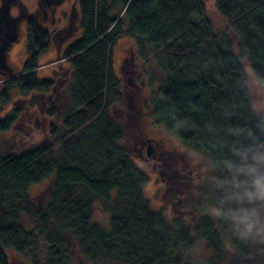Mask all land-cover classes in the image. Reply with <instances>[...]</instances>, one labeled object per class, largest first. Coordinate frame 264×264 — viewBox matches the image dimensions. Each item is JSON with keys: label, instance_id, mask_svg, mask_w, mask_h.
<instances>
[{"label": "trees", "instance_id": "1", "mask_svg": "<svg viewBox=\"0 0 264 264\" xmlns=\"http://www.w3.org/2000/svg\"><path fill=\"white\" fill-rule=\"evenodd\" d=\"M19 9L26 58L21 73L0 79V104L15 89L25 104L0 120V135L29 113L37 138L18 154H0V264H14L11 255L24 264H75L73 252L88 264H194L196 241L212 253L205 264L227 256L226 264H264V241L241 239L219 211L225 163L238 161L234 152L264 145L245 66L264 87V0H217L221 31L202 0H79L80 36L55 62L66 66L53 80L36 76L51 32L20 1ZM124 35L145 67L155 124L210 160L209 183L182 206L193 208L170 219L150 208L147 177L120 145L123 130L111 115L122 98L113 48ZM122 72L140 87L132 71ZM43 182L39 206L29 190ZM97 207L107 231L93 221Z\"/></svg>", "mask_w": 264, "mask_h": 264}, {"label": "rangeland", "instance_id": "2", "mask_svg": "<svg viewBox=\"0 0 264 264\" xmlns=\"http://www.w3.org/2000/svg\"><path fill=\"white\" fill-rule=\"evenodd\" d=\"M30 15L35 14L38 9L39 0H19ZM69 3L66 8L68 12ZM78 1L75 0L72 17V26L66 25V17H61L57 14L55 23L49 27L48 20L38 19L37 23L44 29H56L55 32L63 28V32L59 37L53 36L55 44H51L49 51L39 60L40 68L37 70L36 76L42 80H53L55 76H59L62 72V66H66L65 62H57L65 48L75 39L80 36L78 24ZM206 12L214 30L221 31L225 28V21L216 10L217 0H202ZM64 7L60 12H64ZM77 9V10H76ZM10 14L12 17H17L19 8L14 6L11 8ZM65 18V20H63ZM126 27V24H125ZM53 33V32H52ZM59 46L61 48H59ZM233 47L236 52V41L233 38ZM7 64L12 69V74H19L22 71L23 64L26 58V39H25V23L22 22L18 28V36L16 42L7 53ZM113 70L120 81L121 85V102L116 104L111 109V115L115 122L122 128L123 137L120 145L128 151L132 161L146 175L147 183L144 187V196L149 201L150 208L155 211H164L166 217L170 219L174 215L179 216L180 210H189L193 208L192 204L182 209L184 200L194 198L200 188V184L209 183L211 176V165L209 157L200 151H193L190 148L182 145L174 136L168 135L163 128L155 124L151 117V113L147 106L148 88L145 79V67L141 66L136 54L134 42L128 35L122 36L113 48ZM248 74V86L251 95V104L253 111L260 115L264 122V87L259 85L253 78L248 63L245 64ZM132 71L138 81H141L140 87H134V81L128 82L125 74L122 71ZM135 73V74H133ZM141 73V74H140ZM130 74L128 75V77ZM144 79L142 80V78ZM130 78V77H129ZM1 79V78H0ZM256 82V86L252 87V82ZM20 96L15 89L11 92L9 101L6 104H0V120L11 114L14 108L22 107L25 102L19 101ZM37 108H40L38 106ZM31 114L23 116L22 122L10 132L0 135V154L11 151L13 154H18L22 150L34 144L36 136L33 137L28 129V118ZM151 144L153 151H163V158L168 160V169H163V177L158 178L157 173H154L143 159L139 157L138 147L142 144ZM144 154V152H143ZM142 157V156H141ZM167 171V172H166ZM170 176V190L165 191L160 180L165 181V174ZM158 179V180H157ZM48 182H43L33 186L29 190V195L37 200L40 205V197L46 191ZM176 193L175 198L170 195ZM201 197V194H199ZM198 196V198H200ZM199 203V199L197 201ZM183 212V211H182ZM93 221L98 223L105 231L109 229L107 215L98 207L93 212ZM5 254L10 258L11 251L5 249ZM231 255L232 253L229 252ZM212 253L208 251L202 241H196L191 252V260L194 264H205L211 257ZM11 261L14 264H24L23 261L11 255ZM228 256L220 264H226ZM73 263L88 264L77 253L73 252Z\"/></svg>", "mask_w": 264, "mask_h": 264}, {"label": "clouds", "instance_id": "3", "mask_svg": "<svg viewBox=\"0 0 264 264\" xmlns=\"http://www.w3.org/2000/svg\"><path fill=\"white\" fill-rule=\"evenodd\" d=\"M252 87L256 86L253 81ZM249 147L234 152L238 161L229 160L224 167L228 174L221 181V216L230 221L241 239L264 241V152Z\"/></svg>", "mask_w": 264, "mask_h": 264}, {"label": "flooded vegetation", "instance_id": "4", "mask_svg": "<svg viewBox=\"0 0 264 264\" xmlns=\"http://www.w3.org/2000/svg\"><path fill=\"white\" fill-rule=\"evenodd\" d=\"M1 2H6V0H0V4H1ZM13 2L15 4V6H17L19 8V0H13ZM68 3H69V0H39L38 9L35 12V14H33V15H30L28 13L27 14L30 18H33L36 21L38 19H43L46 21L48 20L49 27L55 23V17L57 16V14H59L60 18L66 17V25L68 24V26H72V24H73L72 12H73L75 0L71 1L70 5H69L68 12H66V8H67ZM64 6H65V8H64L65 10H63L64 12H60L62 7H64ZM17 17L20 18V9H19V14ZM63 20H65V18H63ZM55 30L56 29L48 30L51 32V42H52L51 44H53V45L55 44V42L52 39V34H53V36H55V38L57 36L59 37V34L61 32H63V28H60V30L57 32H55ZM0 32H3L0 34V35H3V37H1L2 43L7 42V40L11 38V35L6 33V29L3 26H0ZM59 48H61V47L59 46ZM3 73H4V71L0 69V78H1V74H3ZM138 152H139V157L144 160V162L146 163V166H148L152 171H154V173H157L158 178L163 177L164 174H162L161 172L163 169H168L167 166H168V162H169L168 160H166V158L165 159L163 158V151L162 150L158 151V152L153 151L151 144L142 143L138 147ZM143 152H144V154H143ZM168 174L170 175L169 172L167 174H165V176H166V177H164L165 181L163 179L160 180L162 182L163 186L165 187V191H169L170 185H171V183L169 184V182L171 181V178H170V176H167Z\"/></svg>", "mask_w": 264, "mask_h": 264}, {"label": "water", "instance_id": "5", "mask_svg": "<svg viewBox=\"0 0 264 264\" xmlns=\"http://www.w3.org/2000/svg\"><path fill=\"white\" fill-rule=\"evenodd\" d=\"M14 6L13 0H6V2H1L0 4V26H3L6 29V33L11 35V38L5 43H2L1 37H3V35H0V69L4 71V73L1 74V78L13 76L12 69L9 68L7 64V53L17 40L18 28L22 22L19 17L11 16L10 11ZM1 33L3 32H0V34Z\"/></svg>", "mask_w": 264, "mask_h": 264}]
</instances>
